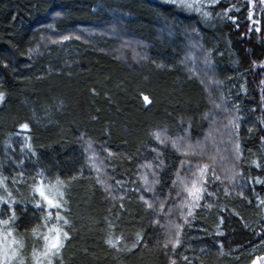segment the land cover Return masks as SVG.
Masks as SVG:
<instances>
[{
    "label": "trees",
    "instance_id": "obj_1",
    "mask_svg": "<svg viewBox=\"0 0 264 264\" xmlns=\"http://www.w3.org/2000/svg\"><path fill=\"white\" fill-rule=\"evenodd\" d=\"M203 11L210 17L179 0H0V177L18 201L20 257L43 241L31 233L40 216L29 190L12 181L43 169L68 182L71 239L61 264L262 263L264 183L255 181H264V4L219 0ZM103 26L115 38L100 33ZM127 39L134 56L122 49ZM195 48L205 75L190 64ZM184 136L195 155L172 146ZM197 163L220 180L208 185L213 206L185 223L172 182ZM173 224L182 225L181 242L165 248ZM137 234L143 239L133 247ZM110 237H123L119 250Z\"/></svg>",
    "mask_w": 264,
    "mask_h": 264
},
{
    "label": "snow or ice",
    "instance_id": "obj_2",
    "mask_svg": "<svg viewBox=\"0 0 264 264\" xmlns=\"http://www.w3.org/2000/svg\"><path fill=\"white\" fill-rule=\"evenodd\" d=\"M260 2L261 4H264V0H260ZM217 3H219V0H208L207 4L202 3L201 0H179L180 7L190 9L197 13H202L204 17H210L211 13L209 11H203V9L205 7H214ZM249 18H251V15ZM257 31H259V29H257ZM69 39H71V36L62 37L63 41ZM52 42L56 43L57 41ZM143 99L145 103L151 102L147 95L143 96ZM3 100L4 96L0 93V101ZM217 106L219 107V105ZM234 127L238 128V125H234ZM20 129L22 131H28L29 126L27 123H24L20 125ZM154 136L160 144H166L167 138L164 137L161 132L154 133ZM25 146L29 151L32 150L30 144H26ZM172 146L182 155L189 156L196 154L194 146L189 143L187 136L176 137L172 140ZM153 151H156V149L153 148ZM233 153L237 161L241 160L242 153L239 143H235ZM32 155L35 156L36 153L32 151ZM111 155L113 154L109 152V156ZM89 162L99 174L101 168L99 166V161L95 157V153L89 157ZM184 163L185 161L182 160V167ZM160 164H163L162 160H160ZM253 164L258 169L261 167V164L258 161H253ZM187 173L188 174L181 175L180 172L177 171V178L172 183L174 187L180 188V191L177 192V196L181 197L180 207L186 209V212L182 211V219L185 223H190L188 218L193 216L196 209L201 207L211 208L213 206L211 202H206V197L215 195L214 192L209 191L208 185L210 182L220 180V177L216 174L215 168L207 163H197L194 167L190 166ZM239 174L240 173H235V175ZM18 176L19 178H13L12 183L25 185L31 194V202L33 206L39 210V222L32 228L31 233L33 238L43 241V248L42 250L33 248V264H54V258L60 257L61 250L65 247L66 242L71 239L70 231L68 230L71 227V221L68 218L70 209L68 208V200L66 198L68 182L62 180L59 176L54 178L49 177L43 169H38L34 176L26 174L21 170ZM6 179V177H0V188L6 193V195H0V206H7L6 209L0 210V264H12L19 255V249L23 248L22 241L17 240L14 237L16 220L18 219L15 205L18 201L14 198L13 193L9 191L5 183ZM72 179H76V177H72ZM29 181H31V183H29ZM97 182L105 184V190L108 191V186L103 180H101L99 175L97 176ZM255 182L258 184L264 183V181H260L259 179ZM116 183L121 184L122 182L117 180ZM144 190H153L148 186L147 180H145ZM133 191H135V189H133ZM225 194H227V189H225ZM140 199L144 201L148 208L153 207L152 202L149 199H146L144 196H141ZM202 201H205V203H202ZM261 203L264 204V201H261ZM121 207H123V205H121ZM159 208L163 211V201L160 203ZM26 210L27 209L25 208V211ZM156 222L158 223V220ZM221 223H223V220H221ZM182 230V225L180 224L170 225L169 235L171 238L165 242L164 247L167 248L169 244L173 249L179 247ZM217 234L219 235L221 233L217 232ZM9 237H12L10 241L8 239ZM122 239L123 237L115 239L110 237L106 243L110 247L117 248L122 242ZM142 239L143 237L140 234H137L133 247L139 246ZM13 245L16 247H13ZM117 250H119V248H117ZM184 260L188 261V257L185 256ZM19 264H24L23 259H20ZM172 264H175L174 260L172 261Z\"/></svg>",
    "mask_w": 264,
    "mask_h": 264
},
{
    "label": "rangeland",
    "instance_id": "obj_3",
    "mask_svg": "<svg viewBox=\"0 0 264 264\" xmlns=\"http://www.w3.org/2000/svg\"><path fill=\"white\" fill-rule=\"evenodd\" d=\"M100 33H102V34H104V35H108V37H113V38H115V36L113 35V29L112 28H106V27H100ZM92 35V34H91ZM121 44L123 43V42H120ZM125 46L124 47H122V49L123 50H125L126 52H127V50H129L130 49V51L132 52V54H133V56L135 55V47L134 46H132L133 44H135V42H132L131 40H125ZM132 46V47H131ZM128 47H130V48H128ZM195 50V55H193V56H190V60H191V62L192 63H190V64H192V66L193 65H196V67H199V68H197V70L199 71V73L201 74V75H205V73H204V67L205 66H207V63H206V61H204L205 60V57L203 56V54H202V51H201V49H197V48H195L194 49ZM199 57V58H198ZM198 59V61H200L199 62V66H198V62H196V60ZM202 63V64H201ZM201 64V65H200ZM89 152H91V150L89 151ZM91 154V153H90ZM15 237V236H14ZM9 239V241L12 239V237H9L8 238ZM13 247H16L15 245H13ZM43 248V247H42ZM42 248L41 249H38V250H42ZM22 251V248L21 249H19V253ZM63 252H64V249H62L61 250V255H60V257H57V258H54V264H61V257H62V254H63ZM32 253H33V250L31 251V253H30V255H28L29 253H27L26 254V256L25 257H20L19 255H18V257L16 258V260H14L13 262H12V264H19V261H20V259H23V261H24V264H33V261H32ZM255 257H257V256H255ZM255 257H254V259H255ZM261 264H264V260L262 261V263Z\"/></svg>",
    "mask_w": 264,
    "mask_h": 264
}]
</instances>
